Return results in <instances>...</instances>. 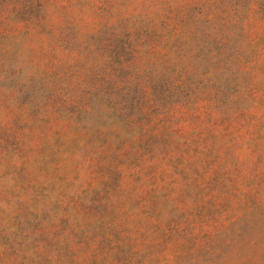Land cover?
<instances>
[{"label":"rangeland","instance_id":"374dc122","mask_svg":"<svg viewBox=\"0 0 264 264\" xmlns=\"http://www.w3.org/2000/svg\"><path fill=\"white\" fill-rule=\"evenodd\" d=\"M0 264H264V0H0Z\"/></svg>","mask_w":264,"mask_h":264}]
</instances>
